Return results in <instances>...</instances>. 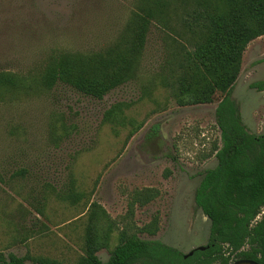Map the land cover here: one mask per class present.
Here are the masks:
<instances>
[{"label":"rangeland","instance_id":"obj_1","mask_svg":"<svg viewBox=\"0 0 264 264\" xmlns=\"http://www.w3.org/2000/svg\"><path fill=\"white\" fill-rule=\"evenodd\" d=\"M139 0H0V253L76 264L92 240L106 262L122 230L183 253L209 242L195 202L221 145L212 103L175 97L192 35L153 20L138 70L102 99L39 77L58 52L89 54L118 40ZM19 79V80H18ZM264 35L244 52L231 97L250 133L264 134ZM157 198L131 208L137 190ZM261 216H259V219ZM155 229V234L142 228ZM104 244V245H103Z\"/></svg>","mask_w":264,"mask_h":264},{"label":"trees","instance_id":"obj_2","mask_svg":"<svg viewBox=\"0 0 264 264\" xmlns=\"http://www.w3.org/2000/svg\"><path fill=\"white\" fill-rule=\"evenodd\" d=\"M153 20L171 29L173 20L179 22L194 41L190 49L183 46L173 82L178 104L212 103L218 93L222 95L216 109L221 131V145L214 148L217 165L205 171L195 191L197 206L211 221L209 242L204 250L196 249L186 258L160 240L142 239L124 229L106 262L97 255L105 246L89 240L86 255L76 264H231L239 259L264 264V134L247 130L231 97L247 46L264 35V0H139L117 41L89 54L56 53L39 83L52 89L62 82L102 99L134 78ZM18 83L11 76L0 75V87ZM252 87L263 91L264 81ZM158 194L153 188L137 190L132 211ZM151 227L142 230L155 234L156 226ZM32 260L28 263L26 257L0 253V264H63L46 257Z\"/></svg>","mask_w":264,"mask_h":264},{"label":"water","instance_id":"obj_3","mask_svg":"<svg viewBox=\"0 0 264 264\" xmlns=\"http://www.w3.org/2000/svg\"><path fill=\"white\" fill-rule=\"evenodd\" d=\"M198 249V250H204L205 246H199L197 248H194V250H191L190 252L185 254V257L187 258L188 256H191L194 254V251ZM232 264H259L258 262L254 261V260H249V259H239L234 261Z\"/></svg>","mask_w":264,"mask_h":264},{"label":"flooded vegetation","instance_id":"obj_4","mask_svg":"<svg viewBox=\"0 0 264 264\" xmlns=\"http://www.w3.org/2000/svg\"><path fill=\"white\" fill-rule=\"evenodd\" d=\"M232 264V263H231Z\"/></svg>","mask_w":264,"mask_h":264}]
</instances>
